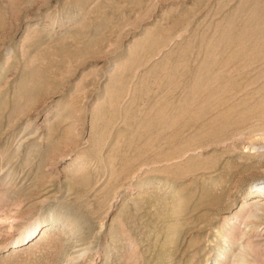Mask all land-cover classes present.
Returning a JSON list of instances; mask_svg holds the SVG:
<instances>
[{"label":"rangeland","instance_id":"1","mask_svg":"<svg viewBox=\"0 0 264 264\" xmlns=\"http://www.w3.org/2000/svg\"><path fill=\"white\" fill-rule=\"evenodd\" d=\"M255 183L264 0H0V264H228Z\"/></svg>","mask_w":264,"mask_h":264},{"label":"bare ground","instance_id":"2","mask_svg":"<svg viewBox=\"0 0 264 264\" xmlns=\"http://www.w3.org/2000/svg\"><path fill=\"white\" fill-rule=\"evenodd\" d=\"M251 187L253 190L250 193L258 195L252 197V199L255 197L256 199L251 203L245 204L243 202L240 206V211L246 213V220L240 224L235 241L238 244L237 248L234 247L232 242L225 240L223 247L218 250L217 257H223L228 264H257V259H253L250 241L251 236L255 233H264V222H261L264 218V183H255ZM55 236L57 237V233L52 230L41 231L39 221L33 222L23 234L18 235L11 241L7 250L11 253L9 260L19 259L23 254L41 250L49 245V242L51 243ZM261 254L264 255L263 252ZM71 261H76L75 257L69 256L68 259L66 257V262Z\"/></svg>","mask_w":264,"mask_h":264}]
</instances>
